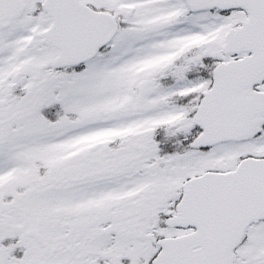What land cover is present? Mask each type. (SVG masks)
<instances>
[{
  "label": "snow or ice",
  "instance_id": "snow-or-ice-1",
  "mask_svg": "<svg viewBox=\"0 0 264 264\" xmlns=\"http://www.w3.org/2000/svg\"><path fill=\"white\" fill-rule=\"evenodd\" d=\"M0 264H264V0H0Z\"/></svg>",
  "mask_w": 264,
  "mask_h": 264
}]
</instances>
